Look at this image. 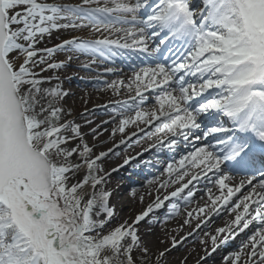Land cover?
<instances>
[{
    "label": "snow or ice",
    "instance_id": "6c2138e0",
    "mask_svg": "<svg viewBox=\"0 0 264 264\" xmlns=\"http://www.w3.org/2000/svg\"><path fill=\"white\" fill-rule=\"evenodd\" d=\"M117 57L130 73L98 80L117 97L102 123L146 141L123 165L156 169L124 219L113 149L89 142L100 125L77 122L59 74L117 75ZM164 207L195 226L154 252L140 228ZM203 229L196 264H264V0H0V264H167Z\"/></svg>",
    "mask_w": 264,
    "mask_h": 264
},
{
    "label": "rangeland",
    "instance_id": "374dc122",
    "mask_svg": "<svg viewBox=\"0 0 264 264\" xmlns=\"http://www.w3.org/2000/svg\"><path fill=\"white\" fill-rule=\"evenodd\" d=\"M70 68H72V69H70ZM75 72L76 71L74 70V67H69V68H66L64 70H61L59 72V74L62 77H66L67 78V76H68V78H70L72 74H75ZM84 76L87 77V74L84 75ZM117 78L118 77H116V79ZM70 79H68L67 81L65 80L64 87L66 88V90L71 89V92H72L73 90H76L75 88H77V87L76 86L75 87L71 86L70 88L66 87L67 83H68V81H70ZM107 79H110V77H108ZM79 82L83 85L84 88H88V89H84L83 90V89H80V86H79L77 90H78V94H80V96L78 98L75 97V95L77 93H74L72 95L70 93V95L66 99V107H68V108H70L72 110V115L77 120L78 123L84 124V121L86 119H84L85 116L82 113L85 110L89 109L90 107L95 106V104L98 103V102L107 101L109 99H114L116 97H114L113 94L110 91H105L103 89V86H102V89H99V91H98V90H95L96 87L93 88L92 86H89V87L86 86V84L81 79H79ZM100 90L103 91L102 97H99L101 95L100 94L101 93ZM94 92H97V94H94ZM97 97H99V98H97ZM94 126L96 127V123H94V125H92V127L91 126L90 127L94 128ZM112 127H113V125H112ZM83 131L85 133H89V135L87 137L89 142L97 144L96 151H106L108 148H112L115 145V143H117L118 140L120 139V134H116L115 136H112L111 129H110V131L106 132V130H105L103 132V133H105V136L100 135V137L98 136L95 139L90 134V128L88 126H85L83 128ZM144 145H146V142L143 143V146ZM132 152H134V150L133 151H129L128 153L127 152H121L120 154H118L116 156L104 159V163L103 164L105 165L106 169L113 168V167L118 165V163L123 159V156H125V155H127L129 153H132ZM115 179H117V178H111L109 180V186L112 187V189H111L112 192H113V190H115L117 188L115 185H113L115 183V181H116ZM152 189H154V191L151 192ZM124 191L125 190L119 189L117 191L118 192L117 195H119L120 192L123 193ZM155 191H156L155 186L151 185V186H148L146 190H143V191H140V193H137L136 196H135V203L136 204H132V206H130L129 204L131 202H128L129 203L128 207H126L124 209V210H126V213H121L119 208L116 207V210H117V213H118L119 217L121 219H124V218H128L130 216L135 215L143 207H145L147 203L150 202V200L153 198V195H155ZM149 193H152V195L150 196ZM141 196H144L143 203H141V201H140V197ZM155 217H161L162 218L164 216L159 214V215H157ZM167 222L168 221H166V223H163L162 226H160L162 228L163 232L161 233V235L159 234V237H158L157 240H155L154 242H150V243L147 240H144L145 243H147L148 246L154 252L155 251H159V250H163L164 248H167L169 246V244H171V237L175 236L176 239L178 240V239H180V237L183 236V234L185 236V234H187L189 229L191 227H193V225L192 226L184 225L183 227H181V225L183 223V216L182 215H179L178 218H176V220H174V221L172 220L169 223H167ZM179 222H180V224H178ZM165 224H167V225L165 226ZM193 224L195 225V222H193ZM158 227H159V224H155V225H153V227H150L149 224L143 223L141 225V228H140V231H141V234H142V238L144 239L145 235H147L148 233L152 234L153 230L155 228H156L155 230H157ZM161 241H164V243H161ZM195 244H199V243H195ZM186 246H187V244H186ZM186 246L183 249L175 250V252H173L171 254L168 253L167 257H166L167 264H182V261H184L185 257H187L186 264L195 263L199 259V256L203 253L202 250H201V247L199 245H198L199 247H197V248H193V247L192 248H188ZM174 253H177V256L175 258L173 257Z\"/></svg>",
    "mask_w": 264,
    "mask_h": 264
},
{
    "label": "bare ground",
    "instance_id": "6f19581e",
    "mask_svg": "<svg viewBox=\"0 0 264 264\" xmlns=\"http://www.w3.org/2000/svg\"><path fill=\"white\" fill-rule=\"evenodd\" d=\"M78 69H80V67H77ZM77 91V90H76ZM101 91V95L99 96V97H102V95H103V91L102 90H100ZM94 94H97V92H94ZM80 96V94H78V92H77V94L75 95V97L76 98H78ZM99 97H97V98H99ZM106 102H109V101H103V102H98V103H96L95 105L96 106H98V105H102V104H104V103H106ZM92 122H94V121H97L98 122V125H100V127H99V129H98V131H99V137H100V135H102V136H105V133H103L105 130H106V132L107 131H110V128H111V126H109V124L107 123V124H104V123H102L103 122V120H102V117L101 116H97L94 120H91ZM92 125H94V123H92L91 124V127H92ZM97 126V125H96ZM95 127V126H94ZM96 128V127H95ZM104 134V135H103ZM123 180L122 179H117L116 181H115V183L113 184V185H115L117 188L114 190L115 192L113 193V197H112V203L117 207V208H119V210L121 211V213H126V210H124L126 207H128V202H131L129 205L130 206H132V204H136L135 203V196H136V194L137 193H140V191H143V190H146L147 189V187L149 186V184H146V183H148V181L146 182V183H144V184H137V183H134V184H132V185H130L129 187L128 186H126V182H122ZM121 182V183H120ZM119 183L121 184L119 187H118V185H119ZM133 186V187H132ZM119 189H122V190H125L123 193H121L120 192V194L119 195H117L118 194V190ZM151 191H153V189L151 190ZM135 193V194H134ZM176 218H178V216H175L174 217V219H171L170 221H174V220H176ZM170 221H168L167 223H169ZM178 224H180V222L178 223ZM167 224H165V226H166ZM174 225V224H173ZM172 225V226H173ZM160 226H162V224H160L159 225V227L157 228V230H153V233L152 234H150V233H148L147 235H145V237H144V240H147L149 243L150 242H154L155 240H157L158 239V237H159V234L161 235V233L163 232L162 231V228L160 227ZM192 229V227L189 229V231ZM205 231H208V230H205ZM154 245V244H153ZM200 246V244H195V245H193V247H199ZM188 248H192V246H187ZM201 247V246H200ZM180 249V248H179ZM177 256V253H174L173 254V257L175 258ZM206 264H222V261L220 262V259H214V258H212V259H209L207 262H206Z\"/></svg>",
    "mask_w": 264,
    "mask_h": 264
}]
</instances>
